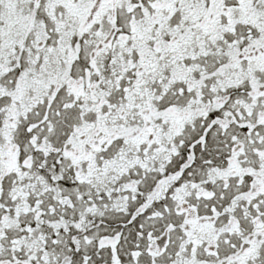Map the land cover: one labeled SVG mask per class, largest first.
I'll return each mask as SVG.
<instances>
[{
	"label": "snow or ice",
	"instance_id": "snow-or-ice-1",
	"mask_svg": "<svg viewBox=\"0 0 264 264\" xmlns=\"http://www.w3.org/2000/svg\"><path fill=\"white\" fill-rule=\"evenodd\" d=\"M0 264H264V0H0Z\"/></svg>",
	"mask_w": 264,
	"mask_h": 264
}]
</instances>
